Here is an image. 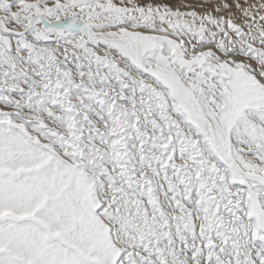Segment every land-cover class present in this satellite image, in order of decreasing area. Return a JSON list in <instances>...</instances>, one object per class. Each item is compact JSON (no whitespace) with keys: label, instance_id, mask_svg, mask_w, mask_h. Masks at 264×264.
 <instances>
[{"label":"snow or ice","instance_id":"obj_1","mask_svg":"<svg viewBox=\"0 0 264 264\" xmlns=\"http://www.w3.org/2000/svg\"><path fill=\"white\" fill-rule=\"evenodd\" d=\"M0 264H264V0H0Z\"/></svg>","mask_w":264,"mask_h":264}]
</instances>
